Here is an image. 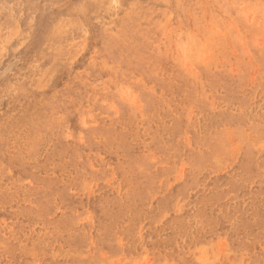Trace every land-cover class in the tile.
<instances>
[{
  "label": "rangeland",
  "instance_id": "374dc122",
  "mask_svg": "<svg viewBox=\"0 0 264 264\" xmlns=\"http://www.w3.org/2000/svg\"><path fill=\"white\" fill-rule=\"evenodd\" d=\"M0 264H264V0H0Z\"/></svg>",
  "mask_w": 264,
  "mask_h": 264
},
{
  "label": "clouds",
  "instance_id": "9594fccd",
  "mask_svg": "<svg viewBox=\"0 0 264 264\" xmlns=\"http://www.w3.org/2000/svg\"><path fill=\"white\" fill-rule=\"evenodd\" d=\"M190 55H191V53H190V50L188 48L187 49H182L180 51V56L184 60H187L190 57Z\"/></svg>",
  "mask_w": 264,
  "mask_h": 264
},
{
  "label": "bare ground",
  "instance_id": "6f19581e",
  "mask_svg": "<svg viewBox=\"0 0 264 264\" xmlns=\"http://www.w3.org/2000/svg\"><path fill=\"white\" fill-rule=\"evenodd\" d=\"M110 9V8H109Z\"/></svg>",
  "mask_w": 264,
  "mask_h": 264
}]
</instances>
